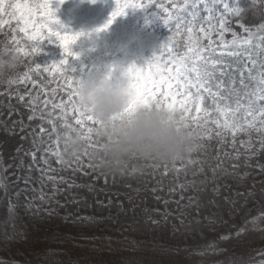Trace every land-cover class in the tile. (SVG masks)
<instances>
[{
	"label": "rangeland",
	"instance_id": "rangeland-1",
	"mask_svg": "<svg viewBox=\"0 0 264 264\" xmlns=\"http://www.w3.org/2000/svg\"><path fill=\"white\" fill-rule=\"evenodd\" d=\"M38 2L40 0H3L6 11L0 12V21L3 22L0 23V35L4 33L10 34L8 39L5 38L7 41L2 46L0 57L5 59L16 58V67L7 70L0 76V94L6 95V98L0 99V123L11 133L26 132L31 140V145L34 138L39 141V129L42 123L43 127L49 131L51 126L38 118L29 120L31 115L30 107H26L24 103L19 102L16 96H26L29 91L35 95L39 88L33 86V81H35L36 85L47 84L48 91L52 87L62 84L63 81L59 73L53 72L49 74L42 70L39 73L36 71L30 73L32 80L26 83L9 85L7 81L8 79H18V76L27 72L29 67L35 69L37 63L41 66L48 65L50 67L52 63L63 59V52L55 42L47 43L45 41L41 44V54L25 56L24 52H30L32 45L35 43L27 38L28 35L32 34V27H28L27 34L21 32L19 29L24 27V24L19 19V13H17L15 18L9 16L8 12L11 10L7 9V5L15 3L31 5ZM135 2L148 4L149 7L147 10L129 9L124 15L117 16L107 30L99 33H96V30L103 28L112 18V14L116 10L117 0H94V2L93 0H63V3H60L58 7L55 3L53 4L57 19L64 28L74 33L94 34V39H81L74 45L73 53L78 59L72 61L71 58L69 59L71 66L75 69V74L66 75H77L78 78L84 79L95 73L105 76L111 72L113 78H117L122 75V70L127 69L131 65L142 67L146 61L158 53L160 46L167 41L168 37H172L178 51L186 50L185 45L188 39L186 30L181 28L180 33L176 32V19H170L168 24L164 23L168 19V13L176 14L173 3L182 4L183 0H135ZM209 3H211V0H209ZM178 15L181 17L180 23L182 25H187L194 17L197 18L195 22L198 26L197 30L199 27L207 29L210 24H214L218 28L219 20L223 17L224 20L228 21L227 27L230 29L224 33L225 40H232V32H236L241 37L248 36V33L244 31V28L248 27L242 23L233 25L229 18L230 15L224 12L223 5L220 3L216 4V11L213 13L214 18L210 21L208 19L209 13L206 11L204 3H198L195 8L189 5L187 9L179 12ZM39 18L38 14L36 19L38 20ZM262 28H264L263 23L248 29L258 38L261 34H264L261 32ZM212 39L219 41L216 31L212 32ZM15 40H19L20 43L16 44ZM202 43L207 45L208 41L205 39L202 40ZM215 58L220 59V57ZM222 59L227 64L232 65V67L224 68L225 75L223 77L218 75L217 79H222L227 86L229 81L235 77L237 87H239V65L241 62L227 56ZM61 96L66 98L65 93L59 92L58 97ZM44 98H46L45 95L41 93V100ZM57 102H59V99H57ZM205 105L209 108L212 107L210 100H206ZM37 116H39V113H37ZM57 127H60L59 121H57ZM255 139L256 134L254 133L253 140ZM200 143L204 145V148L194 153L191 160L203 161L209 158L210 155H215L214 162L216 165V157L220 153V160L223 163H230V165L234 163V161L226 159L222 155L224 151L232 152L231 147L219 145L215 137L211 141L204 140L200 141ZM28 151L19 149L14 163L6 167V169L12 168V172L7 177L12 178V180H5L11 209L21 219L30 217L27 222L34 228V232H41L44 239L43 242L46 243L44 247H47L50 252L63 254L65 259L67 258L68 264H90L91 261L94 263L93 257L89 258V251L100 250L99 247L105 240L108 242L109 240L123 242L129 240L135 248H140L142 245L168 246L174 249L187 250L190 253H199L211 246L217 239L225 240L244 234L249 230H264V219L252 223L256 217L264 214V204L255 200L243 209L237 205L241 200L243 204L246 200L248 201L249 197L255 193V187L264 182V171L261 170L264 167V161L259 159L258 154L248 161L247 167H238H243V170L236 174L238 179L234 184L230 181H221L219 178L214 181L212 185L214 193L219 195L224 191L226 194L225 200L230 205L227 210L219 207L205 214L203 218L206 220L207 227L209 226V232H204L200 229L197 235L190 237L187 234L181 235L179 231L178 234L173 233L169 239L163 237L162 234H154L147 237L146 235H132V232L129 231L140 220L146 222L147 219L153 224H160L165 221L170 222V218H174L177 220V223H171L174 231H177L178 225L200 223L202 217L198 213L193 216L189 212V209L197 202L195 197L196 189L200 186L202 180L206 178L204 174L201 175L199 169L189 174H178L177 181L170 184L171 186L165 187L159 180L153 182L148 179H141L139 176L137 177L139 180L121 179L119 177L101 175L99 172L86 167L74 173L71 169L75 168L76 164L72 163L67 170L51 174L57 177L63 176L69 183H74L77 186L69 188L68 184L58 185L60 191L52 202L43 204L38 203L37 199L31 194H36L37 198L41 191L46 194V198L51 195V184L45 182V186L42 187L38 179L41 174L40 169H44L47 166L39 159L34 163L30 156L27 155ZM39 155L40 153H37L38 157ZM239 163L242 165L243 160ZM49 164L52 168H60L54 157L49 158ZM85 164H87V160H85ZM185 164V161L177 162L175 166L182 169ZM170 168L171 166L167 167V173ZM161 169L165 173V166H161L151 169L148 173L140 176H147ZM196 184H198L197 187ZM180 185H183V187H180ZM73 188L87 191L99 190L107 194V197L105 201L101 197V199L97 200V203L106 207L116 200L117 204L116 202L112 203L116 209H113V211L98 210L99 212H97L90 205L86 209L61 210V207L80 202L83 199L78 192L72 190ZM189 190H192L193 193H189ZM148 191L154 196L155 203L150 202V199L147 201L142 199L141 195ZM122 199H125V202ZM140 199L142 200L140 201ZM130 200L136 201L128 204ZM30 202L35 205V211H31L28 207ZM117 205L120 206L118 210ZM132 206L141 209L143 214L138 215L133 211ZM38 207L41 211L37 212ZM23 209L26 210L22 211ZM54 216H57L58 220L53 224L50 223V225L46 224L44 226L39 224L38 218L50 220ZM85 218H94L99 222L82 223ZM174 234L177 237L171 239ZM25 236L26 234L23 232L12 230L10 233H6L4 240H2V247L7 250L10 247L12 249L17 248L15 247L16 244L12 243L13 239L23 240ZM16 250L25 257L30 254V250L24 246H20ZM17 256L18 253H11L13 260Z\"/></svg>",
	"mask_w": 264,
	"mask_h": 264
},
{
	"label": "snow or ice",
	"instance_id": "snow-or-ice-1",
	"mask_svg": "<svg viewBox=\"0 0 264 264\" xmlns=\"http://www.w3.org/2000/svg\"><path fill=\"white\" fill-rule=\"evenodd\" d=\"M253 2L255 3L256 0ZM54 3L58 7L63 0H40L31 5L27 3L7 5V9L11 10L8 12L9 16L15 18L19 13V19L24 24V27L19 29L21 32L27 34L28 27H32V34L27 38L35 43L30 52H24L25 56L41 54V44L45 41L55 42L63 52V59L52 63L50 67L37 63L35 69L29 67L27 72L18 76V79L7 81L9 85L26 83L32 80L30 73L33 71L39 73L41 70L49 74L59 73L63 81L62 84L52 87L50 91L47 90V84L36 85L33 81V86L39 88L35 95L29 91L26 93L27 99L25 95L16 96L19 102L30 107L29 120L38 118L51 126L49 131L43 127V123L41 124L39 141L34 138L33 147L27 153L34 163L39 159L47 166L40 169L41 174L38 178L42 187L45 186V182L51 184V195L46 198L43 191L39 193L38 198L43 204L52 202L60 191L58 185L68 184L69 188L77 186L69 183L63 176L57 177L51 174L71 167V164H67L62 156L57 134V121L60 122V127L76 126L82 137L89 141V148L95 147L91 141L97 126V121L82 112L76 104L77 89L82 79L77 75H66L75 74V69L71 66L69 59L71 58V61L78 59L73 53L74 45L81 39H94V34L74 33L64 28L57 19L56 10L53 8ZM198 3L205 4L206 11L209 13V21L214 18L213 13L216 11L217 3L222 4L224 12L231 16L239 17L245 11L229 4L227 0H211V3L209 0H183L182 4L173 3L176 14L168 13V19L164 23L168 24L170 19H176V32L180 33L181 28L186 30L188 37L186 50L178 51L172 37H168L167 41L160 46L158 53L154 54L142 67L131 65L122 70V75L119 77L123 79L126 90L131 95V101L125 114H132L138 107L155 106L178 115L180 124L189 129L198 140L211 141L215 137L219 145L231 147L232 152L222 153L226 159L234 161L231 164V171L222 167L223 161L220 160V153H218L217 164L210 169L213 177L218 172L235 175L238 167H247L248 161L254 155L264 152V34L257 38L250 29L244 28V31L248 33L247 37H241L236 32H232V40L227 41L224 39V33L230 29L227 27L228 21L223 17L219 20L218 28L210 24L207 29L199 27L197 30L198 26L195 23L197 18L195 17L187 25H182L178 13L187 9L189 5L195 8ZM148 7V4L137 3L135 0H117L112 18L103 28L97 29L96 33L107 30L117 16L124 15L129 9L147 10ZM4 11H6L5 5L3 0H0V12ZM38 14L40 18L37 20ZM0 23L3 22L0 21ZM213 31H216L219 36L218 42L212 39ZM261 32L264 33V28ZM205 39L208 41L207 45L202 43ZM15 43L19 44L20 41L15 40ZM225 56L241 62L239 87H237L235 77L229 81L227 86L222 79H217L218 75L220 77L225 75L224 68L232 67L222 59ZM215 57H220V59ZM105 80L108 82L113 80L111 72L105 75ZM59 92L65 93L66 98L58 97ZM41 93L46 97L43 100H41ZM206 100L211 101V108L205 105ZM254 133L256 134L255 140H253ZM199 147L202 149L204 145L200 144ZM37 153H40L39 157ZM50 157L55 158L56 163L60 165L59 169L50 166ZM242 160L241 165L239 162ZM187 162L188 164L198 163L191 159ZM75 164L76 167L71 169L74 173L85 167L95 171L88 162L87 153ZM173 169L177 173L182 170L176 168L175 165ZM261 170L264 171V167ZM200 171H204L203 167ZM164 174L167 175V167H165ZM0 189H6L3 175H0ZM28 207H32L31 202ZM10 214H14L12 209H10ZM261 219H264V214L256 217L252 223Z\"/></svg>",
	"mask_w": 264,
	"mask_h": 264
},
{
	"label": "trees",
	"instance_id": "trees-1",
	"mask_svg": "<svg viewBox=\"0 0 264 264\" xmlns=\"http://www.w3.org/2000/svg\"><path fill=\"white\" fill-rule=\"evenodd\" d=\"M227 1L229 4L245 10L239 17L229 16L233 25L236 23H242L246 27L252 28L262 23L264 24V0H256L255 3L253 0ZM9 36V33L0 35V54L2 52V46L7 41L5 38L8 39ZM5 96L6 95L4 94H0V99L6 98ZM30 141L31 140L26 132L11 133L0 123V175H3L4 181L7 179L12 180V178H7L12 172V168L6 169V167L14 163L19 149H32ZM258 155L259 159L264 161V152H259ZM214 159L215 155H210L209 158L203 161H198V163L188 164V162L185 161L186 164L182 167V170L179 173L174 171L173 166H171L167 175L164 174L162 169L147 176L139 175L141 179H148L153 182L159 180L165 185V187H167L177 181L178 174H189L198 169L200 171V168L203 167L204 171H200V173L201 175L204 174L206 176V180L203 179L202 183L200 182L201 184L198 183L200 186H198L196 189L197 191L195 192L197 202L189 209L190 214L193 216L198 213V215L202 217L200 223H192L191 225L184 226L178 225L177 231H174V227L171 224L172 222L177 223V220L174 218H170V222L165 221L160 224H153L147 219L146 222L140 220L139 223L133 226L129 232H132V235H146L147 237L149 235L162 234L165 238H169L173 233L178 234L179 231L181 232V235L187 234L190 237L192 235H197V232L200 229L204 232H209V226L207 227L206 220L203 218L205 214L212 209L219 207L227 210L230 205V203L225 200L226 194L224 191L219 195L214 193V190L212 189L214 181L219 178L221 181H230L234 184L238 179L236 174L229 175L223 172H218L216 176L213 177L210 169L211 167L216 166ZM222 167L231 171L230 163H223ZM242 168L243 167L236 169V173L243 170ZM137 177L133 179L139 180ZM198 184H196V187ZM72 190L78 192L83 199L77 203L67 204L64 207H61V210L86 209V207H89L90 205L96 209L97 212H99L98 210L113 211V209H116L112 204L115 202L117 204L116 200L106 207L97 203V200L101 199V197H103V201H105L107 197V194H104L99 190L87 191L80 188H73ZM188 192L193 193L192 190H189ZM31 196H34L37 199V202L41 203L36 194L33 193ZM141 197L146 201L150 199V202H156L150 191L144 192ZM142 199H140V201ZM255 200L264 204V182H261L255 187V193L249 197L248 201L246 200L243 204V201L241 200L237 205L239 208L243 209L246 205L252 204ZM122 201L125 202V199H122ZM134 201L130 200L128 204ZM119 207L120 206L117 205V210ZM10 209V199L7 189H0V264H68L67 258L65 259L63 254L61 255L50 252L47 247H44L46 243L43 242L44 239L41 232H34V228L27 222L30 217L21 219L13 211L14 214H10ZM35 209V205L32 204L30 210L35 211ZM38 209L41 211L39 207ZM25 210L26 209H23L22 211ZM133 211L138 215L143 214L138 207H133ZM41 215L45 216L44 214ZM31 218L35 219L34 217ZM38 219L40 222L39 224L44 226L46 224L50 225V223L53 224L58 220V217L54 216L50 220H47L46 218ZM87 222L94 223L99 221L94 218H85V221L82 223ZM12 230L26 234L23 240L14 238L12 243L16 244L15 247L17 248L24 246L30 250V254H28L27 257L22 256L21 253L16 250L17 248L13 247L14 249H12L10 247L7 250L2 247V240H4L6 233H10ZM176 234H174L171 239H175L177 237ZM99 248L100 250L94 249V251H89V258L91 259L93 257L92 259L94 261V263L91 261L92 264H96V262H99L97 264H264V230H249L244 234L233 236L225 240L217 239L211 246L203 249L199 253H190L187 250L174 249L168 246L158 247L153 245H142L140 248H135L133 243L129 240L124 242L114 240H109L108 242L105 240ZM11 253H18L19 257L17 256L13 260L11 258Z\"/></svg>",
	"mask_w": 264,
	"mask_h": 264
},
{
	"label": "clouds",
	"instance_id": "clouds-1",
	"mask_svg": "<svg viewBox=\"0 0 264 264\" xmlns=\"http://www.w3.org/2000/svg\"><path fill=\"white\" fill-rule=\"evenodd\" d=\"M16 67V58L0 57V76ZM131 95L122 78L111 82L99 73L82 79L76 104L97 121L95 145L89 148L76 126L57 130L62 156L67 164L83 158L101 175L133 179L161 166L188 161L200 151V141L180 124L178 115L155 106L138 107L126 115Z\"/></svg>",
	"mask_w": 264,
	"mask_h": 264
}]
</instances>
